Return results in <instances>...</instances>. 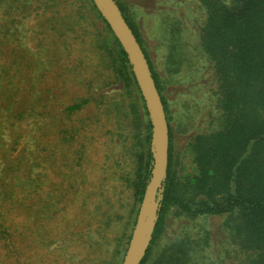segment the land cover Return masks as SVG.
Instances as JSON below:
<instances>
[{"label":"rangeland","instance_id":"obj_1","mask_svg":"<svg viewBox=\"0 0 264 264\" xmlns=\"http://www.w3.org/2000/svg\"><path fill=\"white\" fill-rule=\"evenodd\" d=\"M117 1L134 25L162 84L171 114L168 165L172 164L177 175L185 176L195 167L192 146L195 137L211 129L208 95L215 87L210 63L202 58L198 60L197 56L195 39L198 42L199 35L194 19L201 17L198 3L196 0ZM190 3L195 5L194 17H191V7L187 6ZM179 19L183 23L182 31L176 24ZM70 20L74 21L73 25L69 24ZM99 27L88 17L84 0H0V66L5 68V89L0 100L2 120L5 125H11L18 107L27 105L33 109L36 114L28 124V129L32 130L23 139L31 147L39 142L44 158L46 155L50 160L46 169L37 168L41 180L36 186L27 180V168L33 155L27 151L19 157L24 166L16 172L19 178L15 181L14 203L6 200L3 208L4 218L12 228L5 235L8 240L1 239L0 245L10 247L0 248V264H53L55 259L68 264L70 252L78 250L80 258L85 257L84 264H121L123 261L121 250L126 241L122 243L118 235L130 224L126 198L131 196L130 182L138 162L136 154L139 141L144 140L145 135L139 127L140 119H136V95L128 82L114 76L110 65L102 58L106 57V49L98 40L102 36ZM45 30L51 34L48 43L44 40ZM181 41L189 46L182 45ZM55 48L61 56L59 52L56 54ZM184 50L193 53L198 66L204 67L195 87L190 86L191 61L186 54L182 57ZM180 63V71L175 72ZM175 78L181 81H174ZM88 89L98 92L91 95ZM103 92L119 101L116 105L109 104L107 112L102 103L105 98L100 95ZM11 95L14 97L10 98ZM89 96L92 101L84 108L68 110L71 104ZM196 101H201V111L190 124L184 115L189 106H198ZM125 128L134 132L126 143L123 142ZM68 129H77L72 144V140L65 144L67 148L70 146L69 158L75 157L73 164L64 161L61 153V149L66 148L64 136L71 139L72 133L66 132ZM4 138L9 142L5 148H11L14 139L9 130ZM49 145L51 149L45 150ZM76 149L83 151L81 158ZM2 160L0 158L1 167ZM115 172L125 176L122 178L121 173L116 176ZM100 192L110 197H102L100 201L104 212L100 211L112 215L110 223L105 215L91 218ZM166 217L161 244L177 234L183 235L185 225H193L195 230L204 226L213 232V245L206 252H214V244L223 239L220 232L223 216L193 221L172 209ZM39 223L44 225L39 227L41 232L36 228ZM86 225L92 229L88 231L84 228ZM77 231L86 235L81 243L77 242L79 248L72 246L74 237L78 238L73 235ZM103 245L108 249H103ZM228 256L230 254L226 255L224 264L233 261ZM200 259L203 262L204 258Z\"/></svg>","mask_w":264,"mask_h":264},{"label":"trees","instance_id":"obj_2","mask_svg":"<svg viewBox=\"0 0 264 264\" xmlns=\"http://www.w3.org/2000/svg\"><path fill=\"white\" fill-rule=\"evenodd\" d=\"M84 1L88 17L92 23L99 24V29H102L100 31L102 36L98 37L106 49V57L102 56V58L110 65L115 77L128 82L137 97V102L134 103L136 119H140L139 127L145 135L144 140L139 141V150L136 154L138 162L136 161L134 177L130 182L131 196L126 198V205L130 207L128 214L130 224H128L129 227L126 225V230L118 235L122 243L124 239L126 241L121 250L124 256L136 224L140 205L152 177L154 167L152 123L126 51L94 0ZM196 1L198 11L201 13L200 18L198 16L194 19L198 23L199 35L198 42L195 39L198 48L197 56L198 60L202 58L210 63L215 81V87L210 89L213 92L212 95L208 89L211 104L209 111L211 129L195 137L192 145L195 167L192 172L185 176L177 175L176 170L169 163L168 174L158 194L159 206L153 239L141 264H224L228 254H230L228 257L233 258L230 264H264V0ZM117 3L137 36L134 25L123 6L118 1ZM187 6L191 7V17H194L195 5L190 3ZM64 7L67 8V5ZM69 24L73 25L74 21L70 20ZM176 24L182 31V21L179 19ZM45 31L47 33V30ZM50 39L51 34L47 33L45 42L48 43ZM138 40L142 45L141 40L139 38ZM92 44L95 42L92 41ZM181 44L185 43L181 41ZM142 48L162 96L169 122L171 114L168 101L164 98L162 84L148 51L143 45ZM55 51L58 54L59 50L55 48ZM185 52L184 50L182 57L186 54L187 60L191 61L190 86L195 87L198 75L204 67L198 66L199 61L195 60L193 53ZM59 56H61L60 52ZM97 62L101 64L102 61ZM181 66L182 63L174 71H180ZM4 71V65L0 66V100L5 89ZM175 80L181 81L176 78ZM96 92L98 91L90 89L88 94L92 95ZM100 95L101 98H105L102 103L106 112L109 110V104L119 103L118 99L107 92ZM91 98L84 97L80 103L71 104L68 110H81L92 101ZM20 102L25 105L24 100ZM196 102L198 106H189L188 112L186 111L184 115L190 124L201 111V101ZM2 107L3 105L0 104V158L3 159L2 167L0 166V240L4 239L6 242L8 237L5 235L12 227L4 218L3 208L6 206V200L14 203V195L17 192L15 181L19 178L16 172L21 171L24 166L19 159L20 155L27 151L33 155L32 163L27 168V180L36 186L41 180L37 168L42 166L46 169L50 160L46 155L44 158L39 142L31 147L23 139L32 130V128L28 129V124L34 119L35 111L27 105L20 106L15 111L16 116L10 122L11 125H5L2 120L4 116ZM105 117V123H107L110 115ZM128 125L126 126L130 128ZM8 130L14 139L9 149L5 148L9 142L4 138ZM76 130H66L67 133L72 134L71 139L64 136L65 147V144L74 138ZM131 130L125 128L124 143L134 135ZM73 140L70 141L71 144ZM49 146L45 150L51 149V145ZM69 149L70 146L61 149L62 157L68 164H73L75 157L69 158L70 153L67 155ZM75 151L80 153L81 158L83 151L79 149ZM107 166L108 164L104 168ZM121 172H115L116 176H119ZM120 176L123 178L125 174L121 173ZM97 192L96 197H98ZM100 193L101 196L94 205L91 218L105 215L110 223L111 213H102L104 210L100 204L101 198L109 197V195ZM172 209H177L193 221L203 217L223 216L220 226L223 239L214 244L216 250L212 253L206 252V249L213 245V232L204 229V226L195 230V226L185 225L183 235L177 234L161 244L167 220L166 214ZM131 224L132 227H130ZM40 226L44 225L39 223L36 228L39 229ZM45 227H48V224ZM84 228L88 231L92 229L88 225ZM41 231L39 229L38 232ZM73 235L78 237H74L73 247H78L77 242L81 243L82 238L86 237L80 231L74 232ZM4 246L10 247L9 244ZM4 246L0 245V248ZM103 249L108 248L103 245ZM80 253V250L73 254L70 252L68 264H84L85 257L80 258ZM200 257L204 258L203 262ZM66 262L55 259L53 264Z\"/></svg>","mask_w":264,"mask_h":264},{"label":"water","instance_id":"obj_3","mask_svg":"<svg viewBox=\"0 0 264 264\" xmlns=\"http://www.w3.org/2000/svg\"><path fill=\"white\" fill-rule=\"evenodd\" d=\"M127 53L152 123L154 167L139 208L135 227L121 264H141L153 239L157 221L158 194L168 174L169 122L149 62L116 0H94Z\"/></svg>","mask_w":264,"mask_h":264}]
</instances>
